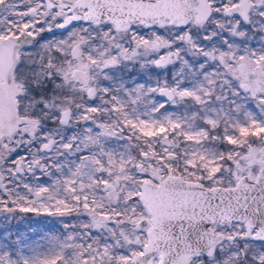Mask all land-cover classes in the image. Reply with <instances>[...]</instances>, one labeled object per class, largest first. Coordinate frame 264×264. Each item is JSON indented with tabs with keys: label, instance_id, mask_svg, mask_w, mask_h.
<instances>
[{
	"label": "snow or ice",
	"instance_id": "snow-or-ice-1",
	"mask_svg": "<svg viewBox=\"0 0 264 264\" xmlns=\"http://www.w3.org/2000/svg\"><path fill=\"white\" fill-rule=\"evenodd\" d=\"M0 216V264H264V0H0Z\"/></svg>",
	"mask_w": 264,
	"mask_h": 264
},
{
	"label": "rangeland",
	"instance_id": "rangeland-1",
	"mask_svg": "<svg viewBox=\"0 0 264 264\" xmlns=\"http://www.w3.org/2000/svg\"><path fill=\"white\" fill-rule=\"evenodd\" d=\"M35 218H39L40 216H43L44 221L40 223V227L37 228L36 225H34L33 222H31L30 218L28 216V213H16L15 219L11 220L10 224H7L6 226L10 228L13 231H19V232H29L31 234L30 230L35 229V232H39L41 235L50 232V231H56L60 228L59 218L57 217H50L46 214H41L37 216L35 213ZM5 226L4 217L0 216V228Z\"/></svg>",
	"mask_w": 264,
	"mask_h": 264
},
{
	"label": "trees",
	"instance_id": "trees-1",
	"mask_svg": "<svg viewBox=\"0 0 264 264\" xmlns=\"http://www.w3.org/2000/svg\"><path fill=\"white\" fill-rule=\"evenodd\" d=\"M28 216L31 217V218H30L31 222H33L34 225H36L37 228H39V227H40V223H41L42 221H44L43 216H40V219H39L38 217L35 218V215H34L33 213H28ZM1 227H2V226H1ZM40 235H41V234H40L39 232H35V236H34V238H38Z\"/></svg>",
	"mask_w": 264,
	"mask_h": 264
}]
</instances>
